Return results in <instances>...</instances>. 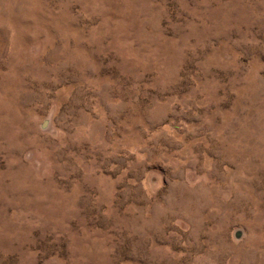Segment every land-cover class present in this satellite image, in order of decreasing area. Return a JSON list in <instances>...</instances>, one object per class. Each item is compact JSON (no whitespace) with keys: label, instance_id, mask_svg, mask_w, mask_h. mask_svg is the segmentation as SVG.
<instances>
[{"label":"rangeland","instance_id":"rangeland-1","mask_svg":"<svg viewBox=\"0 0 264 264\" xmlns=\"http://www.w3.org/2000/svg\"><path fill=\"white\" fill-rule=\"evenodd\" d=\"M0 264H264V0H0Z\"/></svg>","mask_w":264,"mask_h":264}]
</instances>
